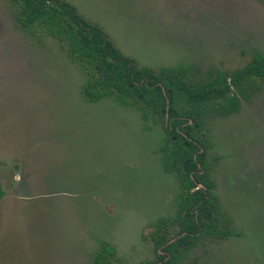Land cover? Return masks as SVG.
Returning a JSON list of instances; mask_svg holds the SVG:
<instances>
[{
  "label": "rangeland",
  "instance_id": "374dc122",
  "mask_svg": "<svg viewBox=\"0 0 264 264\" xmlns=\"http://www.w3.org/2000/svg\"><path fill=\"white\" fill-rule=\"evenodd\" d=\"M63 1L138 67H184L197 82L243 67L253 52L264 56V0ZM84 79L55 39L25 32L0 0V264H92L102 242L120 261L141 264L156 259L155 223L170 219L177 229L180 189L164 169L160 122L112 97L87 101ZM258 85L235 114L204 128L232 234L198 243L186 264H264Z\"/></svg>",
  "mask_w": 264,
  "mask_h": 264
},
{
  "label": "trees",
  "instance_id": "16d2710c",
  "mask_svg": "<svg viewBox=\"0 0 264 264\" xmlns=\"http://www.w3.org/2000/svg\"><path fill=\"white\" fill-rule=\"evenodd\" d=\"M8 1L15 22L25 32L52 37L79 66L85 78L80 91L87 101L112 97L140 110L143 118L154 116V122L163 127L164 168L176 175L180 187L173 219L177 229H168L170 219L155 223L150 237L156 259L141 264H186L188 251L198 243L231 235L229 221L214 194L204 127L211 119L235 112L240 98L249 97L257 79L264 78V57L254 53L245 66L230 74L217 70L214 76L193 82L184 67H138L66 1ZM167 104L166 121L162 110ZM2 195L0 186V198ZM160 251L165 252L162 255ZM92 264L126 263L117 258L111 245L102 242Z\"/></svg>",
  "mask_w": 264,
  "mask_h": 264
},
{
  "label": "flooded vegetation",
  "instance_id": "af4514ba",
  "mask_svg": "<svg viewBox=\"0 0 264 264\" xmlns=\"http://www.w3.org/2000/svg\"><path fill=\"white\" fill-rule=\"evenodd\" d=\"M254 53H258V52H253V54ZM253 54H252V56H253ZM259 54V53H258ZM261 55V54H260ZM252 56H251V58H252ZM261 56H263V55H261ZM264 57V56H263ZM251 60V59H250ZM249 60V61H250ZM248 61V62H249ZM247 62V63H248ZM246 63V64H247ZM245 64V65H246ZM244 65V66H245ZM242 68V67H241ZM239 69V68H238ZM235 70V69H234ZM234 70H232V71H234ZM220 71H222V70H220ZM216 72H217V70H216ZM216 72H215V74H216ZM222 72H224V71H222ZM224 73H227V72H224ZM231 73V72H230ZM230 73H227V74H230ZM214 74V75H215ZM213 75V76H214ZM260 81H264V78H261V77H259L258 79H257V82H256V85L254 86V88L252 89V91H251V93H250V95H249V97L247 98V99H245V98H240V100H239V103H238V108H237V110L235 111V112H233V113H230V114H228V115H225V116H222V117H227V116H229V115H232V114H235L238 110H239V108H240V106H241V104H242V102L243 101H250L251 99H252V97H253V95L259 90V82ZM207 126V125H206ZM205 128V127H204ZM204 133H205V131H204ZM208 143V142H207ZM198 146H199V144H198ZM209 146V145H208ZM199 151L201 152L202 151V148H199ZM208 158V157H207ZM209 159V158H208ZM211 161V160H210ZM212 163V162H211ZM201 167V166H200ZM199 167V168H200ZM165 169V168H164ZM166 171V170H165ZM202 172V171H201ZM170 173H173V172H170ZM174 174V173H173ZM175 175V174H174ZM176 176V175H175ZM177 178V177H176ZM177 181H178V179H177ZM178 185H179V181H178ZM199 186H201L200 184H199ZM180 188V187H179ZM181 246H184L183 244H181ZM163 253L165 252V251H162ZM163 255V254H162Z\"/></svg>",
  "mask_w": 264,
  "mask_h": 264
},
{
  "label": "water",
  "instance_id": "95a60500",
  "mask_svg": "<svg viewBox=\"0 0 264 264\" xmlns=\"http://www.w3.org/2000/svg\"><path fill=\"white\" fill-rule=\"evenodd\" d=\"M167 102H168V101H167ZM167 108H168V104L166 105V108L162 110V112L165 114L166 121L168 120V113H167V111H166ZM172 240H174V239H172ZM172 240H171V241H172ZM182 247H183V246H182Z\"/></svg>",
  "mask_w": 264,
  "mask_h": 264
}]
</instances>
